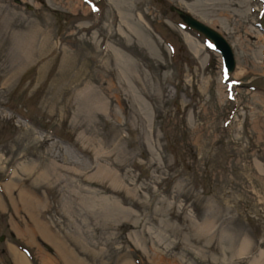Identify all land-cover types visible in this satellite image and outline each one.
I'll use <instances>...</instances> for the list:
<instances>
[{
  "label": "rangeland",
  "instance_id": "1",
  "mask_svg": "<svg viewBox=\"0 0 264 264\" xmlns=\"http://www.w3.org/2000/svg\"><path fill=\"white\" fill-rule=\"evenodd\" d=\"M263 44L264 0H0V250L264 264Z\"/></svg>",
  "mask_w": 264,
  "mask_h": 264
},
{
  "label": "water",
  "instance_id": "2",
  "mask_svg": "<svg viewBox=\"0 0 264 264\" xmlns=\"http://www.w3.org/2000/svg\"><path fill=\"white\" fill-rule=\"evenodd\" d=\"M169 10L174 12L182 21L183 23L191 30L199 33L203 36L205 40L211 43L212 50L216 53L220 54V59L223 62V71L228 73L231 72L234 67V59L232 51L224 40V38L217 33L216 31L212 30L208 26L202 24L201 22L197 21L193 17H191L188 13L170 6ZM4 240V236H0V241ZM43 247L51 252V249L47 244H44Z\"/></svg>",
  "mask_w": 264,
  "mask_h": 264
},
{
  "label": "bare ground",
  "instance_id": "3",
  "mask_svg": "<svg viewBox=\"0 0 264 264\" xmlns=\"http://www.w3.org/2000/svg\"><path fill=\"white\" fill-rule=\"evenodd\" d=\"M183 5H184V3H183ZM187 9V8H186ZM188 10V9H187ZM190 11V10H189ZM190 14V13H189ZM203 24V23H202ZM209 27V26H208ZM255 43H259V42H262V37H260L259 36V34L258 35H256L255 36ZM185 42L192 48V50H193V53H198V51H199V48H198V46L190 39V36H186L185 35ZM254 43V44H255ZM256 45H258V44H256ZM260 45V44H259ZM264 45V44H263ZM218 55L220 56V54L218 53ZM222 61V60H221ZM222 67H223V62H222ZM33 202H30V201H27L26 199H25V201H24V204L25 205H27V207H29L30 209H33V205H35V203L34 204H32ZM35 228H36V230L35 231H37V229H38V231L39 232H42L43 233V231H42V227L40 226V225H35ZM45 232L46 231H44V233H43V235L45 234ZM47 234H45V236H46ZM55 245H56V250L58 251V253L60 254V256H62V258L64 259V261L66 262V264H75L76 263V261H74L73 260V258H71V256L69 255V252H68V249H65L64 250V247H63V245H61V242H55ZM11 251H12V257H13V264H29L28 263V259L25 257V255L24 254H22L21 252H19L18 251V249H16V247L13 249V248H11ZM24 256V257H23Z\"/></svg>",
  "mask_w": 264,
  "mask_h": 264
},
{
  "label": "trees",
  "instance_id": "4",
  "mask_svg": "<svg viewBox=\"0 0 264 264\" xmlns=\"http://www.w3.org/2000/svg\"><path fill=\"white\" fill-rule=\"evenodd\" d=\"M12 242L20 249L22 250L27 257L29 258L31 264H36L34 257L31 255V248L23 244L22 242L18 241L17 239H12ZM0 256L4 258V264H12L11 260L9 259L7 252L4 248L0 250ZM138 264V261H137Z\"/></svg>",
  "mask_w": 264,
  "mask_h": 264
},
{
  "label": "snow or ice",
  "instance_id": "5",
  "mask_svg": "<svg viewBox=\"0 0 264 264\" xmlns=\"http://www.w3.org/2000/svg\"><path fill=\"white\" fill-rule=\"evenodd\" d=\"M225 77L227 78V73H225Z\"/></svg>",
  "mask_w": 264,
  "mask_h": 264
}]
</instances>
